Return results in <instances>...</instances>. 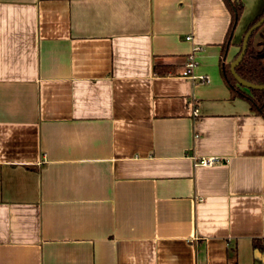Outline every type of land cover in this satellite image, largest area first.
Instances as JSON below:
<instances>
[{
	"label": "crops",
	"instance_id": "0c3cea01",
	"mask_svg": "<svg viewBox=\"0 0 264 264\" xmlns=\"http://www.w3.org/2000/svg\"><path fill=\"white\" fill-rule=\"evenodd\" d=\"M230 19L222 0H0V264H264V120L223 82Z\"/></svg>",
	"mask_w": 264,
	"mask_h": 264
},
{
	"label": "trees",
	"instance_id": "16d2710c",
	"mask_svg": "<svg viewBox=\"0 0 264 264\" xmlns=\"http://www.w3.org/2000/svg\"><path fill=\"white\" fill-rule=\"evenodd\" d=\"M224 2L229 15L230 23L226 31L225 38L220 44V56H219V66L221 71V76L223 82H225L231 98H239L245 101L249 107V112L255 116L261 117L264 120V91L257 89H246L241 86L234 78L231 73L230 64L239 56L241 53L242 40L238 45H234L233 32L240 20V16L244 10V5L239 0H222ZM264 9L262 13L255 17L246 31L243 33V37L248 29L256 24L259 20L263 18ZM251 33L246 46V51L240 62L235 67V74L247 83H252L254 85H260L264 87V37L261 39L255 38V32ZM236 47V52L233 54L232 58L227 60L230 49ZM153 74L158 77H168L169 75H176V67L174 65H164V64H154L153 63ZM263 245L256 239L253 240V250H261Z\"/></svg>",
	"mask_w": 264,
	"mask_h": 264
},
{
	"label": "water",
	"instance_id": "95a60500",
	"mask_svg": "<svg viewBox=\"0 0 264 264\" xmlns=\"http://www.w3.org/2000/svg\"><path fill=\"white\" fill-rule=\"evenodd\" d=\"M264 24V15L263 18L261 20H259L256 24H254L253 26H251L248 31L245 33L244 38L242 39V45H241V53L239 54V56L230 64L231 66V73L233 74L235 80L243 87H245L246 89H257V90H262L264 91V87L260 86V85H254L252 83H247L245 81H243L242 79H240L236 74H235V67L236 65L240 62V60L242 59V57L245 54V49L248 43V39L251 36V33L255 30H257L258 28H260L262 25Z\"/></svg>",
	"mask_w": 264,
	"mask_h": 264
},
{
	"label": "rangeland",
	"instance_id": "374dc122",
	"mask_svg": "<svg viewBox=\"0 0 264 264\" xmlns=\"http://www.w3.org/2000/svg\"><path fill=\"white\" fill-rule=\"evenodd\" d=\"M239 1L243 3L244 10L242 12V15L240 16V23L239 22L238 23L241 24L243 21L244 22L246 21V23L247 22L251 23L252 21L255 20L252 13L257 8V5L252 0H239ZM260 1L262 3L264 2V0H260ZM262 36H264V24L260 28H258L257 31L255 32L256 39H261Z\"/></svg>",
	"mask_w": 264,
	"mask_h": 264
},
{
	"label": "built area",
	"instance_id": "2783aa9c",
	"mask_svg": "<svg viewBox=\"0 0 264 264\" xmlns=\"http://www.w3.org/2000/svg\"><path fill=\"white\" fill-rule=\"evenodd\" d=\"M191 65H192V62H187L186 67H188V69L185 70V72H183V76L184 77L185 76L186 77H189V78H191V80H194V78L189 74V68H190ZM198 81L199 82L205 81V78L204 77H201ZM192 113H193V115L196 116L197 110L194 109L192 111ZM196 164L199 165V166H203L204 167V166L213 165L214 164V161L212 159H204V160L202 159V160L197 161Z\"/></svg>",
	"mask_w": 264,
	"mask_h": 264
}]
</instances>
